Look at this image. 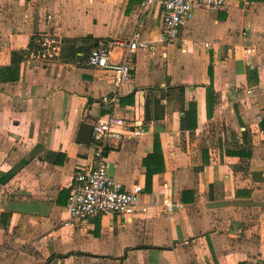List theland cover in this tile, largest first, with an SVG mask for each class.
I'll return each instance as SVG.
<instances>
[{
  "label": "crops",
  "instance_id": "1",
  "mask_svg": "<svg viewBox=\"0 0 264 264\" xmlns=\"http://www.w3.org/2000/svg\"><path fill=\"white\" fill-rule=\"evenodd\" d=\"M142 1L0 0V264H264V0L197 8L182 36L209 49L161 42L163 6ZM134 32L155 45L119 88L81 64ZM42 33L62 50L38 64ZM112 111L141 130L107 150L139 207L69 221L74 173L93 165L80 124Z\"/></svg>",
  "mask_w": 264,
  "mask_h": 264
},
{
  "label": "built area",
  "instance_id": "2",
  "mask_svg": "<svg viewBox=\"0 0 264 264\" xmlns=\"http://www.w3.org/2000/svg\"><path fill=\"white\" fill-rule=\"evenodd\" d=\"M159 2L163 6V22L160 41L168 44L180 42L186 46L192 44L210 48L213 42L189 39L182 36V30L193 18L197 8L220 12L227 8L230 0H143L142 7L147 8ZM37 47L31 52L32 59L43 64L57 58L62 50L61 38L42 33L36 39ZM124 46L120 62H110L113 47ZM154 42L145 40L139 32H134L125 42L101 39L94 45L82 65L98 67L112 72L117 88L132 75L136 53L140 49H153ZM116 99L113 96L109 101ZM141 130L133 121L112 111L93 123L91 144L93 146V165L78 168L73 176L68 196L67 210L69 221L87 222L92 216L101 214L132 215L139 207L143 185L136 183L125 186L111 175L107 167V150L120 144L126 136L138 135ZM181 207L176 203L164 205L171 213Z\"/></svg>",
  "mask_w": 264,
  "mask_h": 264
},
{
  "label": "water",
  "instance_id": "3",
  "mask_svg": "<svg viewBox=\"0 0 264 264\" xmlns=\"http://www.w3.org/2000/svg\"><path fill=\"white\" fill-rule=\"evenodd\" d=\"M92 131V124L82 122L77 133V141L83 144H89L91 142Z\"/></svg>",
  "mask_w": 264,
  "mask_h": 264
},
{
  "label": "trees",
  "instance_id": "4",
  "mask_svg": "<svg viewBox=\"0 0 264 264\" xmlns=\"http://www.w3.org/2000/svg\"><path fill=\"white\" fill-rule=\"evenodd\" d=\"M16 53V52H15ZM11 70H12V72H14L16 69H17V67H14V68H10Z\"/></svg>",
  "mask_w": 264,
  "mask_h": 264
}]
</instances>
